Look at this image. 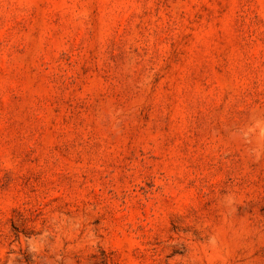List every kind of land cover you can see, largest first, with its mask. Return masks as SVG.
Returning <instances> with one entry per match:
<instances>
[{
	"label": "rangeland",
	"instance_id": "1",
	"mask_svg": "<svg viewBox=\"0 0 264 264\" xmlns=\"http://www.w3.org/2000/svg\"><path fill=\"white\" fill-rule=\"evenodd\" d=\"M0 264H264V0H0Z\"/></svg>",
	"mask_w": 264,
	"mask_h": 264
}]
</instances>
